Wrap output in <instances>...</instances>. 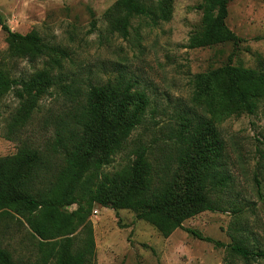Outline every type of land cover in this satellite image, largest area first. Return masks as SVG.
I'll use <instances>...</instances> for the list:
<instances>
[{
	"label": "trees",
	"instance_id": "trees-1",
	"mask_svg": "<svg viewBox=\"0 0 264 264\" xmlns=\"http://www.w3.org/2000/svg\"><path fill=\"white\" fill-rule=\"evenodd\" d=\"M229 1L201 0L196 5L199 30L185 45L192 50L229 43L232 50L226 61L191 76V106L175 116L164 140L137 142L122 163L106 172L103 169L125 150L142 124L146 94L121 75L78 90L72 79L62 76L61 51L35 30L11 31L0 15L5 58L39 62L24 76L6 78L0 72V95L9 91L16 101L4 125L5 140L14 141L16 149L0 157V264H95L89 221L95 205L114 212L128 210L162 238L202 212L228 211L238 220L245 209L227 195L231 180L218 124L229 117L253 115L264 105V70L232 64L240 39L225 24ZM172 3L115 0L102 14L105 29L125 39L133 19L151 26L168 22ZM55 90L67 105L51 118V136L35 146L20 133L40 99ZM258 154L264 165V155ZM254 184L257 199L263 201L255 177ZM70 206L73 209L68 210ZM245 224L230 229L226 264L233 260L264 264V247L242 236ZM186 232L211 242L192 230Z\"/></svg>",
	"mask_w": 264,
	"mask_h": 264
},
{
	"label": "rangeland",
	"instance_id": "rangeland-1",
	"mask_svg": "<svg viewBox=\"0 0 264 264\" xmlns=\"http://www.w3.org/2000/svg\"><path fill=\"white\" fill-rule=\"evenodd\" d=\"M114 1L0 0V15L11 31L25 34L35 30L45 43L62 52V76L72 79L78 90L87 83L121 75L146 94L148 108L142 124L131 134L125 150L103 169L105 172L122 163L137 142L164 140L174 127L175 116L191 106V76L222 65L232 50L229 43L203 49L185 47L188 36L199 30L196 5L201 0H173L170 20L155 26L144 19H133L125 39L105 29L102 14ZM225 24L240 39L232 64L264 70V0H230ZM5 50L0 30V72L6 78L29 74L39 64L6 59ZM15 105L9 91L0 95V157L16 149L14 141L4 138L5 121ZM64 105L67 102L57 90L48 92L20 136L42 146L51 136V118ZM218 131L225 146V170L231 180L227 195L245 209L238 220L228 211L202 212L162 238L128 210L114 212L95 205L89 217L95 264H226L230 229L245 223L242 236L264 247V199H257L254 186L255 177L264 195V165L258 154L264 155V105L253 115L222 120ZM186 229L211 242L198 240ZM11 244L17 247L15 239Z\"/></svg>",
	"mask_w": 264,
	"mask_h": 264
},
{
	"label": "built area",
	"instance_id": "built-area-1",
	"mask_svg": "<svg viewBox=\"0 0 264 264\" xmlns=\"http://www.w3.org/2000/svg\"><path fill=\"white\" fill-rule=\"evenodd\" d=\"M94 212H95V211H94ZM94 212H93V213H94Z\"/></svg>",
	"mask_w": 264,
	"mask_h": 264
}]
</instances>
